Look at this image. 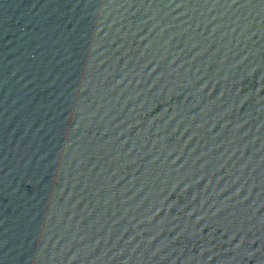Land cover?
Here are the masks:
<instances>
[{
  "label": "water",
  "instance_id": "95a60500",
  "mask_svg": "<svg viewBox=\"0 0 264 264\" xmlns=\"http://www.w3.org/2000/svg\"><path fill=\"white\" fill-rule=\"evenodd\" d=\"M0 264H264V0H0Z\"/></svg>",
  "mask_w": 264,
  "mask_h": 264
}]
</instances>
